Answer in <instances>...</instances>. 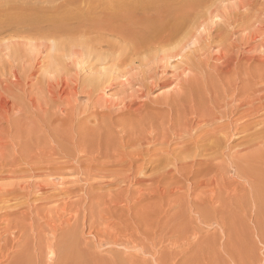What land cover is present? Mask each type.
<instances>
[{"label":"rangeland","instance_id":"rangeland-1","mask_svg":"<svg viewBox=\"0 0 264 264\" xmlns=\"http://www.w3.org/2000/svg\"><path fill=\"white\" fill-rule=\"evenodd\" d=\"M64 1L0 0V43H2L0 46L2 49L0 50V238L2 237L0 239V264H264V101L263 103L257 102L255 98L264 94V88L260 93L248 89L250 84L261 79L259 80L258 77L253 80L254 77L252 75L248 77L247 74L246 79L242 77L246 82L245 84L240 83L241 102L244 100L243 109H246V112L240 111L243 112L242 114L232 112L235 105L233 103H236L234 101L231 103L235 83L231 84L233 87L229 86L228 92L231 91L230 88L233 90L225 96V99L228 97L230 99L228 98L224 103L221 102L220 108L216 109L218 112L215 113L217 119L214 123H209L210 128L217 126V133L221 134L216 135L221 137L224 134L219 144H216L217 148L214 146L216 149L213 148V151L211 149L210 152H206L205 145H203L206 141L200 140L196 144V139L193 138L194 136L197 139L202 136L207 138L208 126L194 129L191 132H182V134L169 132L166 135L167 142H160L150 137L139 140L137 137L139 133H136L134 138L123 137V133H132L137 127L132 124L125 128L124 125H128L129 123L126 122L128 120L130 122L133 118V110L128 108V105L137 99V91L145 90V87L141 86L142 81L140 83L137 77L135 81L133 77L134 80H130L129 84H124L121 80L124 81V78L129 77L130 74L127 72L124 74L126 76L121 78L122 75L116 76L115 73V76L110 78L111 81L108 79L101 84L100 91L96 90L93 97L91 93L95 88L84 85L85 80L88 83V78L90 79L94 70L87 69L84 62L74 61L75 57L64 50L58 52L59 61L61 59L59 63L53 60L51 64L48 63L50 65H46V57L53 58L51 55H55L54 52L43 47L35 48L32 45L33 41L31 43L29 40L32 35L22 31L24 24L21 21L16 24L12 20L34 14L53 13L56 11L55 8ZM241 1L224 0L220 2L219 0L218 11L206 22L210 27L218 26L221 24V16H219L221 12H242ZM244 1L246 5H249L251 0H243V3ZM127 2L131 0H126L124 4ZM253 6L258 12L255 13L253 9H244L250 12L248 16L241 14L243 27L237 30L238 32H230L232 41L239 44L230 45L224 51L220 44H214L207 50L212 55L210 61H206L204 69L195 66L198 73L202 72L203 78L210 80L215 77L214 66L219 63L221 65L229 57L233 60L236 55H241L246 63H249L252 58L254 60V57L264 58V0H255ZM200 29L203 31V27ZM40 39L42 37L38 40ZM18 41L21 47H17L15 51L11 42L18 43ZM218 56H220L219 60ZM176 61L179 60H171L167 75L162 73L164 74L163 79H168L169 76L172 79L174 73L177 74V80L189 76L187 74H190V70L184 69L185 62L182 70H178V67L174 69L177 66ZM64 64L67 65L66 69L61 67H64ZM56 66L60 67V70L55 68L54 72ZM105 67L102 66L103 69ZM104 71L107 70L104 69ZM180 74H183V78ZM248 78L251 79L250 83L246 81ZM262 85L264 82L259 83V86ZM87 89L89 93L86 95ZM171 89L172 87L166 86L155 87L151 90L152 92L150 91L151 93L149 92L150 98L137 99L135 106L145 101L149 106H146L147 109L151 108L157 112L160 106L161 108L164 106L162 100ZM243 91L246 95H243ZM211 99L221 100L220 96L216 98L214 91H211ZM230 103L233 106L229 107ZM221 105L224 107L221 108ZM226 129H230L232 133L224 132ZM154 132L156 134L157 130L155 129ZM110 136L115 139L110 140L108 138ZM170 139L173 140L170 141ZM91 141L94 146L99 145L100 147H93ZM116 142L118 143L115 144ZM106 146L109 147L106 148ZM183 147L189 152H183ZM111 148L116 151L113 152L115 157H112L114 154H109L112 153ZM88 149L92 150L88 153ZM105 149H110V152L105 151L107 153H104ZM221 149L225 152H221ZM135 154L139 160L131 167L124 161L130 160ZM163 156L167 161L163 162ZM181 156H188L184 161L193 164L195 169L200 168L198 172H194H197L196 175L191 172L194 175L192 176L187 168L183 169L184 163L174 164V159L181 158ZM209 156L210 162H208ZM170 161L171 163H167ZM212 166L214 171L211 169ZM167 168L175 169L176 172L177 169L183 170L185 175L174 176L167 171ZM216 169L221 171H216ZM183 175L192 179L191 186L195 187L193 192L189 189V181H184ZM160 179L163 181L161 182ZM174 181L175 184H173ZM155 183L158 186L154 187ZM176 183H181V185L176 186ZM167 184L171 189L167 188ZM161 186L162 190H165L164 194L158 193L161 191ZM175 186L176 188L179 186L177 191ZM180 186L183 195L187 191L184 197L179 191ZM153 187L156 191L152 190ZM173 188H175L174 191ZM189 191L193 193L191 195L194 199L201 201L197 206L194 205L196 200L192 202L193 198L188 196ZM202 192L205 193H203L205 198H200ZM158 194L167 196L166 203H163L164 196L161 198ZM206 194H209L208 199ZM172 198L176 202L171 200ZM199 198L201 200H198ZM208 200L210 203L213 200L212 204H208ZM160 203L165 204L162 209V206L158 205ZM175 203L183 208L179 210L180 206L175 207L177 206ZM156 204L158 207L154 206ZM202 207L204 209H200ZM205 207L210 210L208 211ZM156 208L158 209L154 210ZM77 209L80 210L78 228L73 226L75 224L72 217L76 215ZM67 216H71V219Z\"/></svg>","mask_w":264,"mask_h":264},{"label":"bare ground","instance_id":"bare-ground-1","mask_svg":"<svg viewBox=\"0 0 264 264\" xmlns=\"http://www.w3.org/2000/svg\"><path fill=\"white\" fill-rule=\"evenodd\" d=\"M126 0H65L62 2V4H59L53 13L50 14H43V15H29L26 17H23L22 19H12L15 21L16 24L21 23L24 24V27L22 26V31L25 33H29L30 41L32 45L35 48H46L50 51H53L55 55H51L46 57V65L48 63L51 64L53 60L55 62L59 63V54L58 52L61 50H64L67 54H71L75 57L74 61L78 62H84L85 67L88 69H91L93 71V75L88 78V83L85 80V87L89 88H95L93 90L94 92L91 93V96L94 97V94L96 90L100 91V86L105 81L110 79L113 76H126L128 74L132 75L129 77H125L124 81L121 80L124 84H129L130 80H134L133 77L139 78V81L144 86L145 90L141 92L143 89H141L140 92L137 91V93H140L137 99L149 97V92L153 90V88H157L160 86H166L168 88L172 89L166 93L164 96V99L162 100L163 105L157 112H154V109H147L149 107L147 102L143 101V103H139L138 106H135V103L137 102V99H135L133 102H131L128 105V108L132 109L133 118L128 120V125H124L126 128L129 127L132 124L136 127L135 130L131 133L129 130V134L123 133V137H131L134 138L136 136V133H139L137 135L139 140L147 139V138H156L154 140H159L160 142H167L166 135L169 132H172L173 134L182 132H191L194 129H201L204 126H208L207 133L208 136L205 138L202 136L201 138H196L195 136V143L197 144L200 140L206 141L204 147L205 151L208 152L212 149L214 146L216 147V144L220 142V138L224 135L221 133H217V126L214 128H210L209 123H214L217 119L216 114L219 109V105L221 102H226L227 99H225L226 95H229L228 93L233 90L230 88L231 91L228 92L229 86L233 83H235L233 94L231 95V103L232 101L236 102L233 103L234 108L232 112L235 113H243L246 112V109H243L244 100L241 102V86L240 83L244 82L245 77H249V75H252L254 78H258V82H253V84H250L249 91H259L263 92L264 85L259 86V83L264 82V58H258L254 57V60H250L249 63L244 62V59L241 57V55H236V57L233 59V57L230 60L229 58L226 61H223L221 65L217 64V66H214V71L216 72V76L209 79L203 78L202 72H197L196 67L204 69V65L207 64L206 61L211 58V55L209 54V51H207L210 47H213L214 44H220L222 46L223 51L226 50V48L230 45L236 46L239 43H236V41H232L230 32L233 33L236 31L238 32L243 27V18L241 14H244L248 16V12L244 11V9H253V11L256 13L258 10L254 9L253 2L255 0H251L249 5H246V2L243 0L241 1L243 7L242 12H224L219 14L221 16V24L218 26L210 27L209 23L206 21L213 15H215V12L218 11L219 7V0H131V2H127L124 4ZM224 0H220V2H223ZM247 1V0H246ZM232 7V6H231ZM235 7V6H234ZM261 7V6H260ZM8 8V7H7ZM54 9V10H55ZM227 9V8H226ZM1 11V10H0ZM254 13V14H255ZM218 18V17H217ZM21 21V22H20ZM219 23V22H218ZM212 25V24H211ZM200 27H203L200 29ZM238 30V31H237ZM238 34V33H236ZM232 35V34H231ZM28 36V35H27ZM40 37L42 39L38 40ZM28 38V37H27ZM14 40V39H13ZM25 40V39H24ZM16 41V40H15ZM28 41V40H27ZM26 41V42H27ZM41 41V42H39ZM10 42V41H9ZM20 41L11 42L12 48L16 51L18 48H20L21 44H19ZM24 42V41H23ZM23 42L22 45H23ZM25 42V44H26ZM238 42V38H237ZM2 43H0L1 46ZM254 46V45H253ZM18 47V48H17ZM42 48V49H43ZM230 48V47H229ZM245 48V47H244ZM263 48V47H262ZM231 49V48H230ZM229 49V50H230ZM233 49V48H232ZM0 50H2L0 48ZM12 50V51H14ZM228 50V49H227ZM19 51V50H18ZM28 51V50H26ZM41 51V49H40ZM211 51V50H210ZM39 52V51H38ZM46 53V52H45ZM39 54V53H38ZM53 54V53H52ZM222 54V53H221ZM220 54V55H221ZM204 55V56H203ZM214 55V54H213ZM13 56V55H12ZM15 56V55H14ZM20 56V55H19ZM31 56V55H30ZM33 56V54H32ZM223 56V55H221ZM213 57V56H212ZM220 56H218V60ZM264 57V56H263ZM67 58V57H66ZM65 58V59H66ZM14 59V58H12ZM74 59V58H73ZM178 59L179 61L175 63L177 64L175 68L178 67V70L181 68L183 69V63L185 62L186 68L190 70V74L186 73L187 77L183 78L182 80H177V74H172V79H163L164 74L167 75L169 71V67L171 64V60ZM215 59V58H214ZM16 60V59H15ZM45 60V59H44ZM216 60V59H215ZM217 60V61H218ZM31 61V60H30ZM34 61V60H33ZM65 61V60H64ZM67 61V60H66ZM65 61V62H66ZM73 61V64H74ZM210 61V60H209ZM25 62V61H24ZM32 62V61H31ZM54 62V61H53ZM72 62V60H71ZM1 63V62H0ZM38 63V62H37ZM42 63V62H41ZM83 63V64H84ZM209 63V62H208ZM48 64V65H50ZM62 64V63H61ZM81 64V63H80ZM82 64V65H83ZM214 64V63H213ZM5 65V64H4ZM65 66H61L62 69H66ZM78 65V64H77ZM55 66V63H54ZM60 66V65H59ZM102 66H106L104 69L107 71L105 72ZM196 66V67H195ZM3 67V66H2ZM11 67V66H10ZM13 67V66H12ZM52 67V66H51ZM81 67V66H80ZM207 67V66H206ZM5 68V67H4ZM59 69L60 67H54ZM137 69V70H136ZM181 69V70H182ZM201 69V70H202ZM32 70V69H31ZM45 70H47L45 68ZM49 70V69H48ZM52 70V69H51ZM60 70V69H59ZM91 70H89L91 72ZM136 70V71H135ZM199 70V69H198ZM57 71V70H56ZM185 71V70H184ZM11 72V71H10ZM52 73V71H50ZM131 72V73H129ZM182 72V71H181ZM205 72V71H204ZM49 73V72H48ZM80 73V72H79ZM116 73V74H115ZM164 73V74H162ZM173 73V72H172ZM258 73V74H257ZM81 74V73H80ZM115 74V75H114ZM244 74V75H243ZM247 74V76H245ZM56 75V74H55ZM163 75V76H162ZM58 76V75H57ZM86 76V75H85ZM186 76V75H185ZM207 76V75H206ZM213 76V74H212ZM244 76V78H242ZM19 77V76H18ZM166 77V76H165ZM176 77V78H175ZM180 77V76H179ZM53 78V77H52ZM55 78V77H54ZM60 78V77H59ZM118 78V77H115ZM181 78V77H180ZM50 79V78H49ZM114 79V78H113ZM246 79V78H245ZM90 80V81H89ZM138 80V79H137ZM177 80V81H176ZM258 80V79H257ZM111 81V79H110ZM247 83H250V78H248ZM132 82V81H131ZM134 83V81H133ZM131 83V84H133ZM246 82H244L245 84ZM242 84V83H241ZM68 85V84H67ZM76 85V84H75ZM138 85V84H137ZM53 86V85H52ZM60 86V85H59ZM78 86V85H77ZM82 86V85H81ZM83 86V87H84ZM125 86V85H124ZM128 86V85H126ZM140 86V87H141ZM231 86V87H233ZM244 86V85H243ZM262 87V88H261ZM73 88V87H72ZM100 88V89H99ZM77 89V88H76ZM122 89V88H120ZM88 90V89H87ZM86 90V91H87ZM132 90V89H131ZM140 90V89H138ZM246 90V89H245ZM262 90V91H261ZM49 91V90H48ZM80 91V90H79ZM121 92V90H119ZM166 91V90H165ZM211 91H214L216 98L220 96V101L211 99ZM248 91V90H247ZM246 91V92H247ZM97 92V91H96ZM152 92V91H151ZM150 92V93H151ZM245 91H243V95ZM253 92V93H254ZM43 93V92H42ZM59 93V92H58ZM80 93V92H79ZM85 93V91H84ZM82 93V94H84ZM89 93V90L85 93L86 95ZM135 93V92H134ZM258 93V94H259ZM70 94V93H69ZM93 94V95H92ZM119 94V92H118ZM249 95V94H248ZM214 96V94H213ZM54 97V96H53ZM249 97V96H248ZM214 98V97H213ZM257 102L263 103L264 101V94L258 95L255 97ZM92 99V98H91ZM230 99V98H229ZM251 99V98H249ZM73 100V99H71ZM93 100V99H92ZM140 100V99H139ZM138 100V101H139ZM20 101V100H19ZM95 101V100H94ZM93 101V102H94ZM142 101V100H141ZM230 101V100H229ZM254 101V100H253ZM7 102V100H6ZM64 102V101H63ZM66 102V101H65ZM70 102V101H67ZM75 102V101H74ZM77 102V101H76ZM75 102V103H76ZM251 102V100H250ZM73 103V102H72ZM74 103V104H75ZM110 103V102H109ZM147 103V104H146ZM229 104L230 105L232 104ZM252 103V102H251ZM96 104V103H95ZM126 104V103H125ZM228 104V103H226ZM248 104V102H247ZM264 104V103H263ZM60 105V104H57ZM73 105V104H72ZM124 105V104H123ZM224 105V104H223ZM221 105V108L222 106ZM256 105H258L256 103ZM77 106V105H76ZM147 106V107H146ZM233 106V105H232ZM255 106V105H254ZM71 107V104H70ZM74 107V106H73ZM83 107V106H82ZM113 107V106H112ZM224 107V106H223ZM257 107V106H256ZM68 109V108H67ZM70 109V108H69ZM86 109V108H85ZM225 109V108H224ZM231 109V108H230ZM262 109V108H260ZM259 109V110H260ZM223 110V109H222ZM226 110V109H225ZM243 110V112H240ZM83 111V110H82ZM89 111V110H88ZM248 111V110H247ZM66 112V111H65ZM86 112V111H83ZM227 112V111H226ZM225 112V114H226ZM258 112V111H257ZM17 113V112H16ZM100 113V112H99ZM114 113V112H113ZM220 113V112H219ZM34 114V113H33ZM221 114V113H220ZM81 115V114H80ZM219 115V114H218ZM222 115V114H221ZM236 115V114H235ZM69 116V115H68ZM75 116V115H74ZM87 116V115H86ZM224 116V115H223ZM233 116V115H232ZM246 116V115H245ZM129 117V116H128ZM226 117V116H225ZM24 118V117H23ZM67 118V117H66ZM220 118V117H219ZM222 118V117H221ZM231 118V117H229ZM91 119V118H89ZM130 119V118H129ZM232 119V118H231ZM229 119V120H231ZM234 119V118H233ZM92 120V119H91ZM221 120V119H220ZM238 120V119H237ZM249 120V119H248ZM53 121V120H52ZM62 121V120H61ZM103 121V119H102ZM127 121V120H126ZM68 122V121H67ZM82 122V121H81ZM104 122V121H103ZM125 122V121H124ZM223 122V121H222ZM231 122V121H230ZM236 122V120L234 121ZM240 122V121H239ZM69 123V122H68ZM131 123V124H130ZM233 123V122H232ZM30 124V123H29ZM44 124V123H43ZM100 124V123H99ZM103 124V123H102ZM31 125V124H30ZM39 125V124H38ZM215 125V124H214ZM218 125V124H217ZM226 125V124H225ZM224 125V126H225ZM228 125V124H227ZM87 126V125H86ZM101 126V125H100ZM31 127V126H30ZM123 128V126H121ZM226 127V126H225ZM236 127V124H235ZM234 127V128H235ZM238 127V125H237ZM62 128V127H61ZM230 128V126H229ZM233 128V126H232ZM67 129V128H65ZM157 130L156 134L154 130ZM219 129V128H218ZM237 129V128H236ZM38 130V129H37ZM124 130V129H123ZM222 130V129H221ZM230 129H226L224 132H231L227 131ZM68 131V130H67ZM111 131V130H110ZM140 131V132H139ZM236 131V130H235ZM100 132V131H99ZM34 133V132H33ZM122 133V132H121ZM170 133V134H172ZM232 133V132H231ZM42 134V133H41ZM172 134V135H173ZM216 134H219L216 135ZM230 134V133H229ZM73 135V134H72ZM99 135V133H98ZM118 135V134H117ZM193 135V134H191ZM227 135V133H226ZM41 136V135H40ZM43 136V135H42ZM113 136V135H111ZM110 136V137H111ZM116 136V135H115ZM121 136V135H120ZM119 136V137H120ZM176 136V135H175ZM201 136V135H200ZM237 136V135H235ZM65 137V136H63ZM71 138V136H68ZM91 137V136H88ZM95 137V136H94ZM108 137L110 140L113 138ZM129 137V138H130ZM171 137V136H170ZM189 137V136H188ZM228 137V135H227ZM38 138V137H37ZM62 138V137H61ZM101 138V137H100ZM107 138V140L110 142V140ZM226 138V137H225ZM46 139V138H45ZM115 139V138H114ZM149 139V140H152ZM224 139V137H223ZM223 139H221L223 141ZM228 139V138H227ZM117 140V139H116ZM122 140V139H121ZM153 140V141H154ZM173 140V139H172ZM170 139V141H172ZM194 140V139H192ZM191 140V141H192ZM94 141V140H92ZM91 141V142H92ZM100 141V140H99ZM102 141V140H101ZM136 141V140H134ZM169 141V142H170ZM226 141V140H224ZM44 142V141H43ZM89 142V141H88ZM108 142V143H109ZM113 142V141H112ZM119 142V141H118ZM116 142L115 144H117ZM149 142V141H148ZM156 142V141H155ZM86 143V142H85ZM99 143V142H98ZM96 143V144H98ZM120 143V142H119ZM143 143V142H142ZM153 143V142H151ZM158 143V142H157ZM224 143V142H223ZM51 144V143H50ZM114 144V142H113ZM110 144V145H113ZM190 144V143H189ZM219 144V143H218ZM263 144V143H262ZM2 145V144H1ZM70 145V144H69ZM88 145V144H87ZM93 145V142H92ZM107 145V144H106ZM109 145V144H108ZM119 145V144H118ZM117 145V146H118ZM127 145V144H126ZM202 145V144H201ZM223 145V144H222ZM46 146V145H45ZM85 146V145H84ZM99 146V145H98ZM97 145L93 147H98ZM120 146V145H119ZM218 146V145H217ZM225 146V144H224ZM228 146V145H227ZM100 147V146H99ZM109 147V146H108ZM106 146V148H108ZM113 147V146H112ZM116 147V146H115ZM221 147V146H220ZM73 149L75 147H72ZM86 148V147H85ZM91 148V147H89ZM114 148V147H113ZM119 149V147H117ZM203 148V147H202ZM217 148V147H216ZM214 148V149H216ZM227 148V147H226ZM39 149V148H38ZM117 149V150H118ZM149 149V148H148ZM169 149V148H168ZM184 149V147L182 148ZM181 149V150H182ZM83 150V149H82ZM85 150V149H84ZM92 149H88L91 151ZM101 150V149H100ZM110 149H105L104 153H107L105 151H109ZM111 152L109 153L114 154L116 151L111 148ZM120 150V149H119ZM124 150V149H123ZM132 150V149H131ZM146 150V149H145ZM189 150V149H188ZM223 149H221V152H225ZM226 150V149H225ZM96 151V150H94ZM187 151L186 148L183 152ZM198 151V150H197ZM54 152V151H53ZM83 152V151H82ZM93 152V151H92ZM102 152V151H101ZM110 152V151H109ZM114 152V153H113ZM118 152V151H117ZM187 151L186 153H188ZM210 152V151H209ZM228 152V151H227ZM55 153V152H54ZM103 153V152H102ZM103 153V154H104ZM167 153V151H166ZM171 153V151H170ZM182 153V152H181ZM205 153V152H204ZM216 153V152H215ZM222 153V154H223ZM14 154V153H13ZM77 154V153H76ZM93 154V153H92ZM108 154V156H109ZM164 154V153H163ZM173 154V153H172ZM214 154V153H211ZM9 155V154H8ZM54 155V154H53ZM161 155V154H160ZM168 155V154H166ZM165 155V156H166ZM209 155V154H208ZM78 156V155H77ZM105 156V154L103 155ZM122 156V155H121ZM124 156V155H123ZM138 156V155H137ZM179 156V155H178ZM177 156V157H178ZM197 156V154H196ZM212 156V155H210ZM209 156V161H211V158ZM217 156V155H216ZM215 156V157H216ZM115 157V154L114 156ZM131 157V156H130ZM140 157V156H139ZM144 157V156H143ZM164 157V156H163ZM162 157V159H163ZM167 157V156H166ZM166 157H164V161ZM172 156H170L171 158ZM181 156V158H175L174 164H178L180 162L184 163L183 169H188L190 174L191 172L194 173L195 171H199L200 168L195 169L196 167L193 166L190 162L184 161L188 158V156ZM41 158V157H40ZM54 158V156H53ZM59 158V157H58ZM68 158V157H67ZM214 158V156H213ZM4 159V158H3ZM43 159V158H42ZM107 159V157H106ZM123 159V158H122ZM129 159V158H127ZM172 159V158H171ZM191 159V158H190ZM69 160V159H68ZM71 160V159H70ZM139 158L136 157V154L130 158V160H125L124 162L129 163L132 167V164L137 162ZM145 160V159H144ZM147 160V159H146ZM196 160V159H195ZM200 160V159H198ZM208 160V159H207ZM105 161V160H104ZM172 161V160H171ZM167 162V163H171ZM191 161V160H189ZM193 161V160H192ZM26 162V161H25ZM66 162V161H65ZM91 162V161H89ZM195 162V161H194ZM207 162V161H206ZM78 163V162H76ZM121 163V162H120ZM212 163V162H211ZM11 164V163H10ZM26 164V163H25ZM111 164V163H110ZM114 164V163H113ZM122 164V163H121ZM161 164V163H160ZM189 164V166H186ZM125 165V164H124ZM166 165V164H165ZM204 165V164H203ZM129 166V167H130ZM134 166V165H133ZM148 166V165H147ZM159 165H157L158 167ZM172 166V165H171ZM181 166V167H182ZM162 167V166H161ZM164 167V166H163ZM169 167V166H168ZM204 167V166H203ZM202 167V168H203ZM205 167H207L205 165ZM123 168V167H122ZM170 168V167H169ZM176 168V167H175ZM194 168V169H193ZM208 168V167H207ZM211 168V167H210ZM214 167L212 166V171ZM232 168V167H231ZM33 169V168H32ZM83 169V168H82ZM135 169V168H134ZM161 169V168H160ZM159 169V170H160ZM223 169V168H221ZM19 170V169H18ZM37 170V169H36ZM39 170V169H38ZM130 170V169H128ZM127 170V171H128ZM158 170V169H157ZM166 170V169H165ZM206 169H204L205 171ZM218 169H216L217 171ZM31 171V170H30ZM135 171V170H134ZM142 171V170H141ZM167 171L174 174V176H180L179 174H184L183 170H178L177 172L175 169H168ZM166 171V173H167ZM218 171H221L220 169ZM3 172V171H2ZM75 172V171H74ZM133 172V171H132ZM164 172V170H163ZM162 172V173H163ZM196 172V173H197ZM207 172V171H206ZM210 172V171H208ZM94 173V172H93ZM177 173V175H176ZM194 173V175H196ZM252 173V172H251ZM102 174V173H101ZM169 174V173H168ZM208 174V173H207ZM128 175V174H127ZM142 175V174H141ZM164 175V174H163ZM185 175V174H184ZM183 175V176H184ZM192 175V174H191ZM192 175V176H194ZM9 176V175H8ZM23 176V175H22ZM78 176V175H77ZM115 176V175H114ZM165 177V176H164ZM163 177V178H164ZM182 177V176H181ZM204 177V176H203ZM29 178V177H28ZM79 178V177H78ZM81 178V177H80ZM184 181H189L188 186L190 185L189 189L194 190L195 187L191 186V178L189 176H184ZM128 179V178H127ZM157 179V178H156ZM162 179V178H161ZM160 181L162 182L163 180ZM173 179V178H172ZM182 179V178H181ZM19 180V179H18ZM29 180V179H28ZM65 180V179H64ZM133 180V179H132ZM144 180V179H142ZM141 180V181H142ZM183 180V179H182ZM200 180V179H199ZM204 180V179H203ZM216 180V179H215ZM36 181V180H35ZM50 181V180H49ZM78 181V180H77ZM159 181V182H160ZM166 181V180H165ZM180 181V180H179ZM202 181V180H201ZM48 182V181H47ZM51 182V181H50ZM58 183V182H57ZM79 183V182H78ZM77 183V184H78ZM81 183V182H80ZM158 184V182H156ZM154 184V187L158 186L157 184ZM187 183V182H186ZM28 184V183H27ZM32 184V183H31ZM62 184V183H61ZM131 184V183H130ZM161 184V183H160ZM163 184H165L163 182ZM161 184V185H163ZM175 184V181L173 182ZM173 184L171 186H173ZM183 184V183H182ZM195 184V183H194ZM199 183H197L198 185ZM202 184V183H201ZM245 184V183H244ZM37 185V184H36ZM100 185V184H99ZM181 185V183L177 184ZM196 185V186H197ZM22 186V185H21ZM27 186V185H26ZM54 186V185H53ZM167 188H170L167 184ZM175 186V188H176ZM187 186V187H188ZM206 186V185H205ZM249 186V185H248ZM30 187V186H29ZM136 187V186H135ZM152 188L155 189V188ZM166 187V186H165ZM179 187V186H178ZM178 187L176 188V191L178 190ZM183 187V186H182ZM199 187V186H198ZM21 188V187H20ZM129 188V187H128ZM158 188V187H157ZM161 191H158L160 194H164L165 190H162V186L160 187ZM173 188L172 190L174 191ZM19 189V188H18ZM33 189V188H32ZM166 189V188H165ZM171 189V188H170ZM169 189V190H170ZM188 189V188H187ZM188 189V190H189ZM205 189V188H204ZM244 189V188H243ZM20 190V189H19ZM75 190V189H74ZM97 190V189H96ZM110 190V189H109ZM168 190V191H169ZM196 190V189H195ZM242 190V189H241ZM8 191V190H7ZM153 191H156L153 190ZM164 191V192H163ZM173 191H170V193H174ZM181 186H180V190ZM41 192V191H40ZM64 192V191H63ZM184 192V191H183ZM189 195L193 194L191 191H189ZM205 192V191H204ZM202 192V195L200 198L204 197L205 193ZM38 193V192H37ZM84 193V192H83ZM157 193V192H153ZM168 193V192H167ZM166 193V194H167ZM176 193V192H175ZM179 193V192H177ZM179 193V194H181ZM204 193V194H203ZM207 193V192H206ZM244 193V192H243ZM44 194V193H43ZM63 194V193H62ZM185 195L187 194L184 193ZM241 194V193H240ZM15 195V194H14ZM27 195V194H26ZM85 195V194H84ZM140 195V194H139ZM159 195V194H158ZM157 195V196H158ZM172 195V194H170ZM185 195L182 196L184 197ZM18 196V195H17ZM148 196V195H147ZM160 196V195H159ZM164 196V198L162 197ZM160 196L163 198L165 195ZM194 196V195H193ZM197 196V195H195ZM209 196V194H206V198ZM244 196V195H242ZM246 196V195H245ZM3 197V196H2ZM10 197V196H9ZM78 197V196H77ZM174 197V196H173ZM179 197V196H178ZM199 197V195H198ZM40 198V197H39ZM160 198V199H161ZM186 198V197H185ZM184 198V200H185ZM193 198V197H192ZM198 200H201V199ZM205 198V197H204ZM235 198V197H234ZM258 198V197H257ZM91 199V198H89ZM180 197V201H181ZM208 199V198H207ZM17 200V199H16ZM66 200V199H65ZM171 200H174L173 198ZM178 200V202H179ZM190 200V199H189ZM188 200V201H189ZM194 202L195 206L198 205V203L201 201H197V199L193 198L192 202ZM31 201V200H30ZM52 201V200H51ZM60 201V200H59ZM63 201V200H62ZM139 201V200H138ZM170 201V199H169ZM176 202V200H174ZM173 201V202H174ZM213 201V200H212ZM208 200V204H212ZM133 202V201H132ZM158 202V201H157ZM161 202V201H160ZM168 202V201H167ZM177 202V203H178ZM189 201L191 205L193 203ZM205 202V201H204ZM203 202V204H205ZM254 202V201H253ZM68 203V202H67ZM112 203V202H111ZM159 203V202H158ZM162 203V202H161ZM158 204L161 205V209L164 207L165 204ZM163 203H166V199ZM172 203V202H171ZM179 207L180 205H178ZM238 203V202H237ZM88 204V203H87ZM116 204V203H115ZM154 204V202H153ZM188 204V203H186ZM103 205V204H102ZM105 205V204H104ZM167 205V204H166ZM78 206V205H77ZM82 206V205H81ZM147 206V205H146ZM156 207V205H154ZM202 206V205H201ZM207 206V205H206ZM210 206V205H209ZM213 206V205H212ZM211 206V207H212ZM65 207V205H64ZM67 207V206H66ZM105 207V206H104ZM119 206H117L118 208ZM174 207V206H173ZM183 206L179 207V210H181ZM200 207V206H199ZM209 207V208H211ZM234 207V206H233ZM255 207V205H254ZM253 207V208H254ZM62 208V207H61ZM155 208V207H154ZM193 208V206H192ZM195 208V207H194ZM208 210V207H205ZM56 209V207H55ZM60 209V208H59ZM96 209V208H95ZM106 209V207H105ZM136 209V208H135ZM158 208L154 209L157 210ZM197 209V208H196ZM200 209H204L203 207ZM62 210V209H60ZM68 210V209H67ZM83 210V209H82ZM160 210V208H159ZM165 210V209H164ZM193 210V209H192ZM206 210V209H205ZM206 210V213H207ZM210 210V209H209ZM208 210V211H209ZM253 210V209H252ZM53 211V210H52ZM97 211V210H96ZM115 211V210H114ZM161 211V210H160ZM159 211V212H160ZM183 211V210H182ZM203 211V210H202ZM62 212V211H61ZM167 212V211H166ZM175 212V211H174ZM184 212V211H183ZM204 212V211H203ZM224 212V211H223ZM59 214L58 212H56ZM68 213V212H67ZM177 213V212H176ZM179 213V211H178ZM193 213V212H192ZM32 214V213H31ZM48 214V213H47ZM55 214V215H57ZM62 214V213H61ZM65 214V212H64ZM63 214V215H64ZM79 214L80 210L77 209L76 215L72 216L74 218V227L78 228L79 226ZM96 214V213H95ZM134 214V213H133ZM144 214V213H143ZM180 214V213H179ZM194 214V213H193ZM189 215V214H188ZM58 216V215H57ZM59 216H61L59 214ZM85 216V215H84ZM131 216V215H130ZM208 216V215H207ZM246 216V215H245ZM68 217V216H67ZM71 219V216H69ZM68 217V218H69ZM142 217V216H141ZM165 217V216H164ZM41 218V217H40ZM67 218V219H68ZM89 218V217H88ZM139 218V217H138ZM149 218V217H148ZM66 219V220H67ZM87 219V218H86ZM93 219V218H92ZM100 219V218H99ZM147 219V218H146ZM14 220V219H13ZM17 220V219H16ZM135 220V219H134ZM133 220V221H134ZM149 220V219H148ZM8 221V220H7ZM49 221V220H47ZM51 221V220H50ZM54 221V220H53ZM63 221V220H62ZM68 221V220H67ZM91 221V220H89ZM116 221V220H115ZM140 221V220H139ZM187 221V220H186ZM223 221V220H222ZM60 222V221H59ZM64 222V221H63ZM158 222V221H156ZM225 222V221H224ZM19 223V222H18ZM70 223V222H69ZM140 223V222H139ZM48 224V223H47ZM96 224V223H95ZM102 224V223H101ZM120 224V223H119ZM51 225V223H50ZM65 225V224H64ZM105 225V224H104ZM107 225V224H106ZM151 225V224H150ZM159 225V224H158ZM217 225V224H216ZM19 226V225H18ZM108 226V225H107ZM106 226V227H107ZM111 226V225H110ZM157 226V224H156ZM70 227V226H69ZM146 227V226H145ZM150 227V226H149ZM194 227V226H193ZM23 228V227H22ZM31 228V227H30ZM47 228V227H46ZM158 228V226H157ZM178 228V227H177ZM183 228V227H182ZM7 229V228H6ZM27 229V228H26ZM49 229V228H48ZM148 229V228H147ZM8 230V229H7ZM11 230V229H10ZM187 230V229H186ZM75 231V230H74ZM78 231V230H77ZM157 231V230H156ZM170 231V230H169ZM184 231V230H183ZM29 232V231H27ZM51 232V231H50ZM58 232V231H57ZM129 232V231H128ZM190 232V231H189ZM195 232V230H194ZM4 233V232H3ZM6 233V232H5ZM49 233V232H48ZM96 233V232H95ZM102 233V232H101ZM153 233V232H152ZM161 233V232H160ZM184 233V232H183ZM89 234V233H88ZM155 234V233H154ZM153 234V236H154ZM181 234V233H180ZM92 235V234H91ZM98 235V234H97ZM157 235V234H156ZM4 236V235H3ZM108 236V235H106ZM110 236V235H109ZM133 236V235H132ZM195 236V235H194ZM15 237V236H14ZM32 237V236H31ZM168 237V236H167ZM175 237V236H174ZM2 238V237H1ZM0 238V239H1ZM128 238V237H127ZM132 238V237H131ZM44 239V238H43ZM3 240V239H2ZM6 240V239H5ZM45 240V239H44ZM85 240V239H84ZM113 239H111L112 241ZM130 240V239H129ZM134 240V239H133ZM174 240V239H173ZM182 240V239H181ZM36 241V240H35ZM168 241V240H167ZM176 241V240H175ZM9 242V241H8ZM27 242V241H26ZM100 242V241H99ZM134 242V241H133ZM144 242V241H143ZM170 242V241H169ZM187 242V241H186ZM185 242V243H186ZM5 243V242H4ZM17 243V242H16ZM37 243V242H36ZM178 243V242H177ZM132 244V243H131ZM135 244V243H133ZM145 244V243H144ZM80 245V244H79ZM114 245V244H113ZM148 245V244H147ZM146 245V246H147ZM154 245V244H153ZM160 245V243H159ZM126 246V245H125ZM145 246V245H144ZM49 247V246H48ZM54 247V246H53ZM83 247V246H82ZM128 247V246H127ZM135 247V246H133ZM143 248V247H142ZM186 248V247H184ZM16 249V248H15ZM137 249V248H136ZM181 249V248H180ZM188 249V248H187ZM185 249V250H187ZM48 250V249H47ZM170 250V249H169ZM3 251V250H2ZM156 251V250H155ZM175 251V249L173 250ZM45 252V251H44ZM148 252V251H147ZM51 253V252H50ZM153 253V252H152ZM200 253V252H199ZM197 254V253H196ZM52 255V254H51ZM56 255V254H55ZM83 255V254H82ZM173 255V254H172ZM193 255V254H192ZM197 256V255H196ZM157 257V256H156ZM159 257V256H158ZM157 257V258H158ZM171 257V256H170ZM185 257V256H184ZM200 257V256H199ZM2 258V257H1ZM52 258V257H51ZM180 258V257H179ZM8 260V259H7ZM49 260V259H48ZM52 260V259H51ZM174 260V259H173ZM193 260V259H192ZM73 261V260H72ZM75 261V260H74ZM81 261V260H80ZM205 261V260H204ZM191 262V261H190ZM199 262V261H198ZM180 263V262H179ZM193 263V262H192ZM161 264V263H160Z\"/></svg>","mask_w":264,"mask_h":264}]
</instances>
